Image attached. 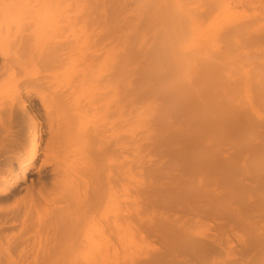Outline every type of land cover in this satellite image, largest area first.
Instances as JSON below:
<instances>
[{
	"label": "bare ground",
	"instance_id": "obj_1",
	"mask_svg": "<svg viewBox=\"0 0 264 264\" xmlns=\"http://www.w3.org/2000/svg\"><path fill=\"white\" fill-rule=\"evenodd\" d=\"M131 1L132 5L125 2L122 7V4L118 5L117 11L113 8L112 12L106 11L98 2L89 6V0H0V264H115V258L119 259L116 252L143 251L144 239L136 234L138 220L134 222L127 211L123 215L119 213L120 192L126 191L120 182L136 169L142 173L150 169L141 163L140 152H146L141 151L143 147L156 146L154 153V150L167 145L165 148L169 156L181 158L182 169L180 164L175 167L190 176L188 183L197 181L195 174L198 171L200 175L203 171L205 178L208 172H212L209 175L211 178L206 179L210 181L219 163H212L213 156L209 161L206 158L210 152L216 156V153L227 151L220 153L218 147L219 143L235 134L231 125L237 122L240 97L244 104L248 102L247 113L264 115V54H259V50L257 53L249 52L247 45L251 44V40L247 39L252 38L244 35L247 41L240 39L246 44L240 47L241 50L237 45L238 39H235L236 46L224 39V42H229L224 50L215 47L223 24L221 19H238L237 10L228 7L235 14L225 10L229 2L223 4V10V2L219 0L223 16L219 14V8L217 14L213 12L216 6L211 9L212 12L209 11V16L213 14L209 21L204 17V24L199 20L203 14L195 11L200 7L198 0H194L199 5L197 8H192L189 1L181 0ZM129 6L132 7L127 11L130 17L123 12ZM206 7L209 10L210 7ZM223 26L228 31V27ZM254 29H264V23H257ZM253 42L264 45V34L253 38ZM240 62L251 67L252 84L242 80L240 73L243 72L239 70L245 66L248 68V65H238L241 68L233 69ZM226 65L235 71L232 95L226 90L229 88L225 83ZM253 86H261V89L251 93L249 88ZM195 132L202 133L203 137L199 133L194 136ZM211 133L216 135L212 136L209 151L203 140ZM246 134L244 137L247 138ZM262 136L260 134L259 138ZM167 137L183 145L173 149L177 142L171 143V147ZM239 142L234 146H239ZM188 144L196 151L188 152ZM168 145L173 150L169 151ZM244 145L248 147L247 143ZM256 146L252 148L254 150L250 149L252 152L249 154L253 158L259 154L264 156V146ZM261 159L264 160V157ZM222 166L221 176L217 172L215 176L219 175L221 185L226 182L233 187L236 184V179L231 177L233 174L236 177L234 167ZM216 170L220 172L219 168ZM259 170L256 167L258 175ZM156 174L154 178L161 177ZM255 174L257 182L253 181L256 183L253 190L264 195V175ZM191 177H194V182ZM246 178L250 182V178ZM182 179L185 178L181 176L179 181ZM174 180L171 181L172 186ZM186 184L185 189L192 188L193 191L194 186ZM156 185L159 184L154 183L155 189ZM236 185L238 187L239 182ZM138 187L140 191L144 183L141 182ZM232 187L227 193L236 197L240 190L234 187V192L238 190L235 194ZM150 190L154 191L153 188ZM157 190L160 191L159 188ZM183 192L176 193L181 196ZM189 192L190 197L186 192L187 195H182L186 203L190 202L193 208L197 206H194L196 202H203L206 211L214 214L216 219H224L231 227L228 229L225 226L226 229L223 225L221 228L226 230L215 229L208 232V236L202 231L200 233L204 237L199 235L201 238L196 239L193 236L196 233L191 237L192 232H188L190 236L181 233V230L177 232L179 228L176 229L174 222L167 224L154 219L150 230L145 220L143 225H146L147 232L151 231L149 235L157 234L162 250H156L159 253L132 264H205L211 255L231 250L237 235L234 230L248 231L249 225L246 223V227L245 222L251 214H247V219L243 221L235 216L232 209L228 210L225 206L222 209L220 194L221 201L217 203H211L218 199L212 200L209 196L208 199L202 197L205 201L199 198L195 202L194 191L192 195ZM169 193L164 195L165 199L163 195L162 199L159 198L164 202L163 208L165 205L168 207L164 201L167 199L168 203L175 205L176 201L183 202L182 206L187 209L176 193L177 200L170 194L169 197L176 201H168ZM257 196L254 197L256 202L262 198ZM155 197L158 199L161 196L158 194ZM238 199L237 206L241 202ZM175 205L174 208L170 206L177 209ZM203 205L198 208L203 209ZM241 205L240 208L243 207ZM128 206L129 203L127 209L130 210L132 204L130 208ZM114 209V213L119 210L116 215H113ZM131 209L134 217V208ZM247 211H252V208ZM244 215L246 217V213ZM257 217L259 220V216L255 220ZM261 219L264 222V214ZM255 222L258 224V221ZM251 230H256V233L238 231L244 237L245 234L248 236L240 241L242 245L238 244L244 255L240 257L239 254V258L233 257L232 260L227 258L229 261H224L225 264H264V225ZM200 233L196 234L197 237Z\"/></svg>",
	"mask_w": 264,
	"mask_h": 264
},
{
	"label": "rangeland",
	"instance_id": "obj_2",
	"mask_svg": "<svg viewBox=\"0 0 264 264\" xmlns=\"http://www.w3.org/2000/svg\"><path fill=\"white\" fill-rule=\"evenodd\" d=\"M90 1V3H89V6H92V5H94V2H98L99 3V6H100V4H101V7L103 6V8H105L106 9V11H111L113 8V10H115V11H117V9L119 8V6L118 5H120V4H122L120 7H122L123 6V3H127L128 2V4L127 5H129V2L131 3V5H132V1L131 0H124L122 3H121V1L122 0H89ZM120 1V2H119ZM185 1H189V3H190V6L192 7V5H193V7L192 8H194V6H195V8H197L199 5H200V7L199 8H197V9H195V11L197 12V13H199L200 12V14H203V18L201 17H199V20L200 21H202L204 24L206 23V21L208 20V18L211 16V17H213L212 15L213 14H211L210 16H209V11L212 9H215L214 7H216V9L213 11L214 13H218L219 12V14H220V10L223 8V6L225 5L224 3H228L229 4V6H227V8H225V10L226 9H228L229 10V12L231 11L230 9H232V10H237L236 11V16H237V20L236 21H231V20H227V19H221L222 20V23L223 24H225V26H227L228 28H227V30L228 31H226V28H224V26H223V24H222V26L220 27V29H221V32H219L218 34L220 35H218L219 37L217 38L218 39V41L216 42L215 41V47H222V49L224 50L225 48H224V46L226 45V44H228L227 43V41H230V43L232 44V45H234V46H236V43L235 42H237V41H235V39L237 40L238 39V41L239 42H237V45H238V47L240 48L241 46H243V44L245 43V41H247V40H251L250 42H251V44H249V45H247V50L249 51V52H256L257 53V51H258V53L260 54V53H262V54H264V50H262V49H264V45H261V44H256L255 42H253V38H255V37H257V36H260L261 34H264V33H261V32H264V29H262V30H260V31H255V29H254V25L256 26V24L257 23H264V18H262V17H264V0H222L221 1V3H222V7H221V9H220V7L219 6H221L220 5V1H219V4H218V1L217 0H208V1H210V2H208L207 0H198V4L196 3V1H194V0H181V2H185ZM211 1H212V5H211ZM200 2V3H199ZM205 4H203V3ZM213 2H214V5H213ZM105 4V5H104ZM113 4H115V5H113ZM195 4V5H194ZM224 4V5H223ZM246 4V5H245ZM112 5V7H110ZM126 5V6H127ZM230 5L232 6V7H234V8H232V7H230ZM247 5H249V7L247 6ZM197 6V7H196ZM202 6H204L203 7V9H201L202 8ZM206 6H209L210 8H209V10L207 9V7ZM100 7V8H101ZM135 7V5H133V8ZM225 7V6H224ZM230 9H229V8ZM251 7V8H250ZM252 7H254V9H252ZM108 8H110L109 10H108ZM130 8H132V7H127V10L126 11H123L124 13H125V16H128V17H130L131 15L128 13L129 12V10H130ZM218 8H219V11L217 12V10H218ZM237 8V9H236ZM244 8H245V11H244ZM113 10H112V12H113ZM125 10V9H124ZM201 10H203L202 12L203 13H201ZM208 10V11H207ZM212 10L210 11V12H212ZM223 10H224V8H223ZM222 10V11H223ZM248 10V11H247ZM256 10V11H255ZM128 11V12H127ZM199 11V12H198ZM205 11V12H204ZM222 11H221V17L223 16L222 14ZM239 11V12H238ZM252 11H254V12H252ZM121 13L122 15H121V17H123L124 16V13ZM207 12V18H206V16L204 15V13H206ZM234 13L235 14V12L234 11H231L230 13ZM238 12V13H237ZM261 16H259L257 13ZM239 13H240V16H239ZM252 13H254V14H252ZM129 14V15H128ZM215 14V15H216ZM218 14V15H219ZM256 14L258 15V16H256ZM199 15V14H198ZM219 15V16H220ZM253 15V16H252ZM217 16V15H216ZM204 17H205V19H206V21H204L205 19H204ZM210 17V18H211ZM209 18V19H210ZM242 19L244 20L243 22L245 23H243L242 22ZM252 19V20H251ZM220 20V21H221ZM209 21V20H208ZM249 24V25H248ZM244 25V26H243ZM230 26H232V27H230ZM238 26V27H237ZM251 26V27H250ZM252 27H253V29L254 30H252ZM225 29V30H223V29ZM233 28V29H232ZM237 28H238V30H237ZM219 29V30H220ZM235 30V31H234ZM252 30V31H251ZM224 32V34H223V32ZM225 31H226V33H225ZM238 32H239V34H240V36L241 37H239V34H238ZM249 34V35H248ZM227 35H229L228 36V38H227ZM233 35V36H232ZM246 38H252V39H247V40H245V37ZM231 36V37H230ZM249 36V37H248ZM254 36V37H253ZM230 38V39H229ZM234 38V39H233ZM243 38V40H245V41H240V39H242ZM222 39V40H221ZM224 39H228L227 41L225 40V42L223 41ZM234 40V41H233ZM223 41V42H222ZM232 41V42H231ZM242 42V43H241ZM253 42V43H252ZM239 43V44H238ZM240 45V46H239ZM244 45H246V44H244ZM256 45H258V49H255V46ZM240 50H241V48H240ZM211 56H213V54L211 53L210 54ZM257 55V54H256ZM246 64V63H245ZM245 64L244 63H241L240 62V64L238 63V64H236V66L234 65L233 66V69L235 70V68H237L238 69V67L239 66H241V67H243V65L245 66ZM239 65V66H238ZM246 65H248V64H246ZM229 67V68H228ZM241 67H239V68H241ZM226 70H225V72H226V77H225V83L227 84V86L229 87V88H226V90H227V92H229V94L232 92L231 91V86H232V84H233V82H234V73H235V71H232L233 69L231 68L230 69V66H228V65H226ZM245 68L248 70H245ZM249 68V69H248ZM248 68L245 66V67H243V69L241 68V69H239L240 70V72H243V73H240L242 76H243V78H242V80L243 81H245L244 79H246V84H247V82H248V84H249V82L251 83H253L254 81V77L252 76V75H250L249 74V71H250V69H251V67H249V65H248ZM243 70V71H242ZM245 71V72H244ZM247 71V72H246ZM239 72V71H238ZM230 73V74H229ZM244 73H248L247 74V76L246 75H243ZM229 74V75H228ZM245 77V78H244ZM248 77V78H247ZM252 78V79H250V78ZM233 79V80H232ZM247 79H248V81H247ZM239 80H240V78H239ZM241 80V82H243ZM230 83H229V82ZM251 83V84H252ZM256 83V82H255ZM255 83H254V85H255ZM230 85V86H229ZM241 87V86H240ZM261 86H258V87H256V86H253V87H251V88H249V89H251L250 91H251V93H256V92H258L259 90L258 89H261L260 88ZM255 88H257V89H255ZM233 93H231L230 95H232ZM252 98V97H251ZM250 98V99H251ZM242 101H244L243 99L241 100V97H240V100L238 101L240 104V111L237 113L238 115H237V122H235V124L233 123V125H231V130H232V133L234 134V135H232L231 137L233 138H231L230 137V139H228V140H225L224 142H222V143H219V147H218V151L221 153V151H223V150H227V151H223L222 153H223V156H221V154H217L216 153V156H214L215 155V153H213V155L211 154L212 152H210V154L208 155L209 157L208 158H206V161H209V158H211V156H213L212 157V160H213V158H214V160L212 161V163L213 164H217V163H219V165L215 168V172H217L220 176H221V174H222V170L220 169L221 168V166L224 164L225 165V167H234L233 168V173H235V176L236 177H234V174L233 175H231V177H233L234 179H236V180H234L235 181V183L237 184L238 182H239V188L237 187V185H236V187H235V185L232 187L231 185H229V184H227L226 182H223L222 183V185H221V183H220V179H219V175H217V176H215L217 173H215V172H213V176H212V178H213V180H210V179H208V180H210V181H207L206 179L207 178H211V177H209V175L211 176V174H212V172H208V176H207V178H205V176H206V174H204L203 173V171H201V173H202V175H200V172L198 171L195 175H197L196 177H197V181H196V179H195V181L197 182H195V183H192V182H190V183H192V185L194 186V188H193V191H194V196L196 197V199L197 200H195L194 198L192 199L193 200V202H194V200H195V202L196 201H198V200H200L201 199V201H205V197L208 199L209 197H211L212 198V200L213 199H218V201L216 200H213V201H215V202H213L212 200V202L211 203H217V202H219V200L221 201V199L223 198V199H225V201H223V199H222V201H221V204H222V209H224V206L225 207H227L228 208V210L229 209H232V212L235 214V216L237 217V218H239V219H243V221H245L246 219H247V214L249 215V214H251V216L250 217H252L253 218V216H254V221L252 220V218L251 219H247L246 220V222H245V225H246V227L249 225V227H247V228H251V229H254L255 230V228L257 229V228H259V226H262V225H264V222H261V215L262 214H264V209H262L261 207H264V206H262V205H264V201H261L262 199H264V195H261V193H258V192H256L255 193V189H254V187H255V185H256V183L254 184V182L253 181H255V176H256V172H257V176H262V175H264V171H262V170H264V169H261L262 167H264V166H261L260 164H264V162H262V163H260L261 161H264V160H262L261 158L262 157H264V156H261V154H259V155H257L256 157H254L253 158V156H252V154L250 155L249 153H251L252 151L250 150V149H252V148H255V146L256 145H261V146H264V136H262V135H264V125H262V124H264V115H261L260 114V116H259V114L256 116L255 114L254 115H252L251 113H247V111H246V106L248 105V102L246 103L245 102V104H244V102H242ZM251 101H253V98H252V100ZM245 108V109H244ZM262 112V111H261ZM262 113H264V112H262ZM256 116V117H255ZM252 118V119H251ZM244 119V120H243ZM248 121V122H247ZM240 123V124H239ZM262 123V124H261ZM237 126L236 128H234L233 126ZM242 125V126H241ZM247 126V127H246ZM244 127V128H243ZM249 127V128H248ZM246 128V129H245ZM253 128V129H252ZM239 129V130H238ZM237 130V131H236ZM244 130H249L248 132H249V134H248V132H244ZM253 130H255L256 132H258V133H256L255 131L254 132H252ZM236 131V132H235ZM215 132V131H214ZM239 132V133H238ZM253 134H256V135H253ZM199 132H195V133H193V135L194 136H198V135H196V134H198ZM237 133V134H236ZM247 135V138L246 137H244L245 136V134ZM259 136H258V135ZM260 134H261V136H262V138H259L260 137ZM216 135V134H215ZM215 135H214V133H211L210 134V136L208 137V138H205V139H207L206 141H205V139L203 140L205 143V146L207 145L208 147L206 148V149H208L209 151L211 150V139H213V137H215ZM199 136L201 137H203V134L202 133H199ZM213 136V137H212ZM169 137V136H168ZM168 137H167V142H168V144L170 143V146L172 145L171 143H173V144H175V142H177L176 144H177V146H176V144L173 146V149H176L177 147H181V145H183V143L181 142L180 143V141L178 142V140L177 141H174V140H169L170 139V137H169V139H168ZM193 137V136H192ZM192 137H191V139H192ZM195 137V138H196ZM200 137H198V139H202V138H200ZM211 137V138H210ZM234 137H235V139H234ZM189 138H190V136H189ZM195 138H193V139H195ZM237 138H239V139H237ZM250 138V139H249ZM259 139H261V140H259ZM251 140H253V141H251ZM195 141V140H194ZM230 143L231 141V143L229 144L228 142ZM238 141H240L239 142V146L238 145H236V147L234 146V144H238ZM244 141V142H243ZM167 142L165 143V144H167ZM237 142V143H236ZM248 144V147H249V149H248V147H247V145H244V144H246V143ZM250 142V143H249ZM259 142V143H258ZM226 143H228V144H226ZM241 143V144H240ZM256 143V144H255ZM164 144V145H165ZM220 144H221V147H222V149H221V147H220ZM245 146H243V145ZM251 144V146H249ZM179 145V146H178ZM190 145H192V143L190 144ZM189 144H188V148L186 149V150H189L188 152H190V151H196V148H190L189 146H190ZM193 145H194V147H196L195 146V144H194V142H193ZM193 145H192V147H193ZM253 145H254V147H253ZM161 146V145H160ZM159 146V147H160ZM163 146V145H162ZM166 147H167V145H165ZM165 146H163V147H161V148H158L159 150L157 151V149L156 150H154V153H153V148L155 149V147L156 146H153V145H149V146H147L146 148H145V146L143 147V149L141 150V151H146V152H140V154H141V157H142V159H141V163L143 164V165H145V166H148V168H150L149 169V171L147 172V171H143V173L142 172H140L139 170H134L133 172H132V175H126L124 178H123V180H122V182H120L122 185H124V187H125V189H126V191L124 190V191H122V192H120V195H121V200H120V202H119V206L121 207L119 210H117L116 209V212L114 213V211H115V209L112 211L114 214L113 215H116L117 214V212L119 211V213L121 212V214L123 213L124 214V212L125 211H127V213L129 214V216H130V218L132 219V220H134V222H135V220L137 219L138 221H136V223H137V228H136V234L138 235V236H140V237H142L143 239H144V242H145V248H144V250L143 251H138V250H136V251H134V252H119V254L116 252V255H118L119 256V259H117L118 257H116L115 258V260L117 261V262H115V264H132L133 262H136V260L137 261H139V260H145V259H148L150 256H152V254L154 255V254H157V253H159V252H156V250H162V243H161V241H159V239H157L158 238V236H157V234L156 233H154V230H153V235L152 234H150L149 235V233H151V231L150 232H147L148 231V229H150V228H152V223L153 222H155V220L154 219H156V221L157 220H161V221H166L165 223H167L168 224V222L169 223H172V224H174L175 226H176V229H178L177 230V232H180V230L182 231L181 233H183V234H186L187 233V235H189L190 233H188V232H192L190 235H191V237H193L194 236V238H196V239H200L201 237L199 236V235H203V233H205L204 235H209L208 234V232H212V231H214L215 229H219L220 231H222V230H226L227 228L229 229L230 227H231V225H227V222L224 220V219H221V218H217L216 219V216L214 215V214H211V212L210 211H206L207 209H205L206 208V206L205 205H203V202H201V204L199 203V205H200V207L203 205V209L202 208H198L199 207V205H198V203L196 202V204H194L192 201H191V203H193L194 204V206L195 205H197L196 207H191L192 205L190 204V202H185L184 201V198H183V196L182 195H185L187 192H189V190L191 191V189L189 188V186L191 185L190 183H188L187 182V179H190L189 177V175H187V174H185V172H184V170H182V173L180 172L181 171V167H182V165L181 164H183V162L181 163V161L182 160H179V159H181V158H174V157H172V156H169L170 154H168L167 153V148H165ZM169 145H168V150L170 151V150H173V149H170L171 147H170ZM232 146H234V148H232ZM242 146H243V148H242ZM247 147V148H246ZM257 147V146H256ZM259 147V146H258ZM190 148V149H189ZM210 148V149H209ZM241 148V149H240ZM192 149V150H191ZM245 149H246V151H245ZM257 149V148H256ZM259 149H260V147H259ZM262 149V148H261ZM236 150V151H235ZM237 150L238 151H240V152H237ZM243 150V151H242ZM252 150H254V149H252ZM156 151V152H155ZM217 151V150H216ZM227 152V153H226ZM167 154V155H166ZM229 154H231L233 157H231ZM218 155V156H217ZM219 155H220V157H222L223 158V160L224 161H221V158L219 157ZM243 155V156H242ZM262 155H264V153H262ZM144 156H146V157H144ZM155 156V157H154ZM169 156V157H168ZM252 156V157H251ZM219 157V158H218ZM231 157V158H230ZM169 158H171V159H169ZM173 158V159H172ZM227 158V159H226ZM177 159H178V161H177ZM183 159V158H182ZM217 159H219V161H221V162H218V160ZM260 159V160H259ZM154 160H156V163H155V161ZM172 161V163H171V161ZM175 160V161H174ZM253 160V161H252ZM143 161H145V162H143ZM148 163H147V162ZM154 161V162H153ZM160 161V162H159ZM211 161V160H210ZM214 161H215V163H214ZM228 161V162H227ZM136 162V161H135ZM158 162V163H157ZM169 162H170V165H169ZM179 162V163H178ZM260 164H259V163ZM147 163V164H146ZM176 163V165H174V164ZM209 164H212L211 162H208ZM222 165H221V164ZM229 163H231V164H229ZM154 164V165H153ZM156 164V165H155ZM173 164V165H172ZM179 164L181 165L180 167H179ZM235 164V165H234ZM256 164H258L259 166H256ZM168 165L171 167V169H168V168H170V167H168ZM172 165V166H171ZM221 165V166H220ZM223 165V166H224ZM227 165V166H226ZM233 165V166H232ZM151 166V167H150ZM153 166V167H152ZM175 166H177V167H179V168H181V169H179V168H174ZM220 166V167H219ZM222 166V167H223ZM177 169L176 171L173 169ZM197 167V166H196ZM256 167H257V170H259L260 172H259V174L260 175H258V171H256ZM258 167H261V168H258ZM153 168V169H152ZM219 168V171L221 172H218L216 169H218ZM237 169V171H235L236 169ZM253 168H255V170L253 169ZM152 169V170H151ZM159 170V171H155V170ZM235 169V170H234ZM238 169H240V170H238ZM244 169V170H243ZM154 170V171H153ZM178 170H180V171H178ZM253 170V171H252ZM171 171H174L172 174L174 175H171ZM261 171H262V173H261ZM159 173V175L161 176H159L160 178H154V174H156V173ZM178 172H180V173H178ZM184 172V173H183ZM205 172V171H204ZM245 172V173H244ZM254 174H253V173ZM150 173V174H149ZM242 173H243V175H242ZM152 174V175H151ZM184 174V175H183ZM254 175V177L252 176V175ZM147 175V176H146ZM157 175V174H156ZM155 175V176H156ZM176 175L177 176H179L180 175V177L178 178V177H176ZM172 176L174 177L173 179H172ZM181 176L182 177H184L185 179H186V181H185V179H182V181L180 180L179 181V179L181 178ZM187 178H186V177ZM189 176V177H188ZM148 179H147V178ZM158 177V176H157ZM175 177L176 178H178V179H176V181L174 180L175 179ZM195 177V178H196ZM246 177H248V178H250V182H248V180H247V178ZM253 177V178H252ZM154 178V179H153ZM171 178V179H170ZM218 180H217V179ZM230 177H228V179H229ZM153 179V180H152ZM157 179H159L158 181H157ZM191 179H192V177H191ZM193 179H194V177H193ZM193 179L191 180V181H193ZM222 179V178H221ZM251 179H252V182H251ZM149 180V181H148ZM172 180H174V182H173V186H172ZM184 180V181H183ZM207 181V183H206V181ZM225 180V179H224ZM230 180H232L231 178H230ZM262 180H264V179H262ZM147 181V182H146ZM155 181V182H154ZM162 181V182H161ZM189 181V180H188ZM226 181H227V178H226ZM137 182V183H136ZM141 182H143L144 183V187L141 189L140 188V191H139V184L141 183ZM158 183L159 185H156L155 187L158 189H160V191L159 190H157V189H155L154 188V183ZM161 182V183H160ZM178 182V183H177ZM179 182H185L184 184H186V182L189 184V186H188V188L189 189H185V185L184 184H180ZM194 182V181H193ZM214 182V183H213ZM218 182V183H217ZM231 182V181H230ZM255 182H257V181H255ZM136 183V184H135ZM162 183H165V184H162ZM168 183H169V186H168ZM220 183V184H219ZM224 183H226V184H224ZM229 183V182H228ZM262 183H264V181H262ZM147 184V185H146ZM149 184V185H148ZM152 184V185H151ZM170 184H171V187H175V188H171L170 187ZM177 184H179L180 185V187L177 185ZM188 184H186V185H188ZM196 184V185H195ZM224 184V185H223ZM234 184V182L232 183V185ZM165 185L167 186V187H165ZM177 185V186H176ZM190 186V187H193V186ZM227 185V186H226ZM137 186V187H136ZM159 186V187H158ZM230 186V187H229ZM176 187H179V188H181V189H185L184 190V192H183V194H181V196L180 195H178V193H182L181 192V189H177ZM184 187V188H183ZM233 188V192H234V187L236 188V189H238V190H240V191H238V190H236L234 193L235 194H237V195H235L234 193H232V195L234 194L236 197H234V196H232L231 197V195L229 194V193H227V192H230L231 190H230V188ZM147 188V189H146ZM153 188V190L155 191L156 190V192L155 193H153L154 191H152V190H150V189H152ZM187 188V187H186ZM177 189V190H176ZM242 189V190H241ZM254 189V190H253ZM144 190L146 191V192H144ZM150 190V191H149ZM135 193V196H134V194H133V192ZM136 191V192H135ZM174 191H176V192H178V193H176V195H177V198L178 197H180V201L181 200H183L185 203H184V206L185 207H187V209H184V207L182 206V204H183V202L181 203H179V201H176L177 200V198H176V196L173 194V192ZM193 191H191V192H193ZM202 192V194H201V192ZM238 191V192H237ZM139 192V193H138ZM149 192H151L152 194H150ZM170 192V193H169ZM186 192V193H185ZM191 192H189V193H191ZM237 192V193H236ZM240 192V193H239ZM129 193V194H128ZM137 193V194H136ZM144 193V194H143ZM149 193V194H148ZM157 193V194H156ZM167 193H169L168 195H167V197H169V195L170 196H172L173 198H176V200H172L171 199V197H169L168 198V201H170V200H172V203L173 202H175L176 203V205L173 203V204H171L170 202V205L171 206H173V208H174V205L176 206V208L177 209H173L170 205H169V203L167 202V199L166 200H164V201H166L165 203L166 204H168V207L165 205L164 206V208H163V203H162V201L161 200H159V198H161L162 199V197L165 195V194H167ZM198 193V194H197ZM227 193V194H226ZM252 193V194H251ZM140 194V195H139ZM154 194V195H153ZM158 194H160V196L161 197H158ZM188 194V193H187ZM186 194V195H187ZM193 193H191L190 195H192ZM222 196H220V195ZM230 196H229V195ZM249 194V195H248ZM256 194V195H255ZM262 194H264V193H262ZM142 195V198L144 199H142L140 196ZM163 195V196H162ZM212 195V196H211ZM219 195V196H218ZM228 195V196H227ZM255 195V196H254ZM258 195V196H257ZM155 196H157L158 197V199L155 197ZM188 196H189V194H188ZM188 196L187 197H185L187 200H191V198H189L188 199ZM207 196H209V197H207ZM218 196V198H216ZM224 196V197H223ZM262 197L261 199L259 198V201L258 202H256V199L254 198V197ZM155 197V198H154ZM166 197V198H167ZM190 197V196H189ZM191 197H193V196H191ZM202 197H204L203 198V200H202ZM220 197H221V199H220ZM238 197H239V199H238ZM153 198V199H152ZM200 198V199H199ZM232 198H234V199H232ZM133 199V200H132ZM155 199H157V200H159V203L157 202V200L155 201ZM164 199H165V196H164ZM179 199V198H178ZM237 199L238 200H241V202L239 203L240 205L242 204L243 205V207L242 208H240L239 206L240 205H238L237 206V204H238V201H237ZM248 200V201H245V200ZM139 201V202H138ZM153 201H155V203L153 204ZM161 201V202H160ZM235 201H237V203L235 202ZM245 201V202H244ZM251 201H252V203L254 204V208H253V204L251 203ZM255 201V202H254ZM158 204H157V203ZM178 202V203H177ZM243 202V203H242ZM260 202L262 203L261 205H260V207H259V204H260ZM126 203H127V205H128V203H129V205L131 206V204H132V207L131 208H134V211L135 212H133V213H135L134 214V217H133V215H132V210L133 209H131L130 208V206H128L129 208H130V210H128L127 209V205H126ZM141 203H143V204H141ZM247 203V204H246ZM251 203V204H250ZM121 204V205H120ZM160 204V205H159ZM248 206H246V205ZM151 205H153V206H151ZM178 205H179V207H178ZM190 205V206H189ZM241 205V206H242ZM138 206V207H137ZM142 206H143V208H142ZM156 206V207H155ZM172 208V210L171 211H169L171 208ZM204 206H205V208H204ZM244 206H246L245 207V210L243 209L244 208ZM251 206V207H250ZM257 206V207H256ZM154 207V208H153ZM165 207L168 209V208H170V209H165ZM250 207V208H249ZM247 208H249V209H247ZM252 208V211H247V210H250ZM123 209V210H122ZM126 209V210H125ZM233 209H236V210H234L233 211ZM177 211V210H180V211H177V212H175V211ZM186 210V211H185ZM188 210V211H187ZM260 210V211H259ZM123 211V212H122ZM183 211V212H182ZM185 211V212H184ZM236 211V212H235ZM257 211H259V212H257ZM111 212V213H112ZM141 212V213H140ZM143 212V213H142ZM145 212V213H144ZM148 212H150L149 214H148ZM249 212V213H248ZM251 212V213H250ZM140 213V214H139ZM246 213V217H245V214ZM120 214V215H121ZM122 214V215H123ZM145 214L146 215H149V217H147V216H145ZM112 215V214H111ZM112 215V216H113ZM121 215V216H122ZM136 215V216H135ZM151 215V216H150ZM157 216V218H156V216ZM243 216L245 217V218H243ZM256 216H259V220H257L258 219V217L256 218V220H255V217ZM133 217V218H132ZM137 217V218H136ZM113 217H111V219H112ZM161 218V219H160ZM141 220V221H140ZM147 221L148 222V224H146L147 225V227L148 226H150L147 230H146V225H143V222L144 221ZM248 221V222H247ZM255 221H258V224H256L257 222H255ZM174 222V223H173ZM145 223V222H144ZM248 225H247V224ZM249 223H251V224H249ZM255 223V225H253ZM224 225V227L226 226H228L226 229L223 227V229L221 228V226H223ZM146 227V228H145ZM204 229V230H203ZM249 229H248V231H249ZM250 229V231L249 232H251L252 230ZM151 230V229H150ZM242 230V232L244 233H249L248 231L246 232V231H244L243 229H241ZM241 230H238L239 232L241 231ZM203 231V233H200V232H202ZM236 233H237V235H236V237H234V239H233V242H232V247H231V250L229 251V252H221L220 254H214V255H211V257H209L208 258V260H207V262L205 263V264H225L224 263V261L225 262H228L229 260L228 259H234V258H239V254H240V257H241V255H244V254H242L243 252H240V249H241V247L240 246H238V244H240V245H242V243L241 242H243L244 241V238H247L248 236H246V234H245V237H244V235H243V233L241 232V233H239L237 230H234ZM145 234H144V233ZM253 233H256V230H255V232L254 231H252ZM252 232H251V234H252ZM140 233V234H139ZM143 233V234H142ZM193 233H200V234H198V237H197V235L195 234H193ZM192 234H193V236H192ZM155 235V236H154ZM189 235V236H190ZM156 237V238H155ZM202 237H204V236H202ZM235 240V241H234ZM237 241V242H236ZM241 241V242H240ZM147 242V243H146ZM154 243V244H153ZM237 243V244H236ZM238 249V250H237ZM145 250H146V252H145ZM150 250V251H149ZM235 252H236V254H235ZM238 255V256H237ZM121 256V257H120ZM232 256V257H231ZM182 257V256H181ZM185 257V256H184ZM183 257V258H184ZM234 257V258H233ZM133 258V259H132ZM143 258V259H142ZM228 258V259H227ZM226 259H227V261H226ZM178 260L179 261H181L182 260V258H178Z\"/></svg>",
	"mask_w": 264,
	"mask_h": 264
}]
</instances>
